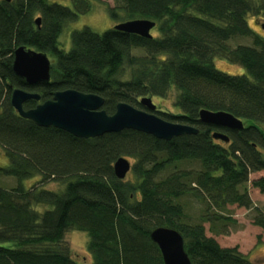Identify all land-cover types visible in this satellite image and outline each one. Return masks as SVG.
I'll return each instance as SVG.
<instances>
[{
	"label": "trees",
	"instance_id": "trees-1",
	"mask_svg": "<svg viewBox=\"0 0 264 264\" xmlns=\"http://www.w3.org/2000/svg\"><path fill=\"white\" fill-rule=\"evenodd\" d=\"M95 4L105 5L117 22L151 20L158 34L147 39L116 26L102 34L85 27L72 33L71 48L64 50L60 38L66 25ZM114 4L72 0L68 8L48 0H0V147L10 159L0 176L18 182L11 189L0 187V264H80L65 245L69 231L88 234L92 264H165L150 238L160 227L182 235L192 264H255L238 247H222L205 225L229 234L235 222L228 212L236 206L251 210L253 225L264 230V211L249 191L251 186L264 196V176L250 180L264 172V35L248 22L249 16L264 22V0ZM238 37L250 38L251 45L231 46ZM19 47L54 59L50 83L30 86L15 74ZM216 59L246 73L225 74ZM12 87L40 94L26 110L73 89L103 97L109 115L119 103L145 110L144 97L164 99L176 91L179 114L160 107L154 114L199 133L163 141L125 130L79 139L22 118L11 105ZM201 110L231 113L244 129L203 124ZM216 132L229 143L214 140ZM122 157L134 161L125 180L114 173ZM35 178L36 184L24 186ZM48 183L63 190H45ZM183 199L203 206L197 219L187 215Z\"/></svg>",
	"mask_w": 264,
	"mask_h": 264
},
{
	"label": "water",
	"instance_id": "water-1",
	"mask_svg": "<svg viewBox=\"0 0 264 264\" xmlns=\"http://www.w3.org/2000/svg\"><path fill=\"white\" fill-rule=\"evenodd\" d=\"M11 2L12 0H5ZM40 26L41 19L36 20ZM156 23L151 20H130L116 25L115 29L143 38H152ZM264 33V22H256ZM46 53L19 47L14 53L13 70L30 86L51 82L52 62ZM11 105L18 114L32 121L40 128H55L69 133L79 139H94L106 134L120 133L132 130L151 135L156 139L171 141L184 135H197L199 130L193 126L171 123L154 114L157 106L150 97H144L140 103L145 110L127 104L119 103L116 112L109 115L105 112V99L99 95L87 94L68 89L54 93L52 100L43 102L33 109L26 110L24 105L30 101L41 100L40 94L22 89H14ZM200 121L212 127L240 131L244 129L243 122L225 111L213 112L201 110ZM214 140L229 143V137L221 132L213 134ZM132 170L130 160L119 158L114 164V173L119 180H125ZM151 240L159 247L165 264H192L185 251L184 238L176 230L160 227L155 229Z\"/></svg>",
	"mask_w": 264,
	"mask_h": 264
},
{
	"label": "rangeland",
	"instance_id": "rangeland-1",
	"mask_svg": "<svg viewBox=\"0 0 264 264\" xmlns=\"http://www.w3.org/2000/svg\"><path fill=\"white\" fill-rule=\"evenodd\" d=\"M108 6L114 7V0H103ZM49 3H56L68 8L72 7V0H48ZM248 22L252 31L255 33L264 35L261 28L256 26V20L249 16ZM121 22L115 21L109 13L108 8L105 5L95 4L93 10L85 15L79 16L76 21L68 23L61 35L60 43L64 50H70L71 48V35L75 31L82 30L85 27L92 29V31L102 34L112 27ZM154 35L158 34V28L152 31ZM231 46L235 47L239 44L251 45V39L246 37L234 38L230 41ZM54 62V59H51ZM215 65L217 68L228 75L236 76L246 73V71L234 64H230L228 61L223 59H216ZM177 96L176 91H172L166 98L162 99L159 97H150L153 103L159 109L162 108L167 112L173 114H179V109L174 105L175 98ZM9 160L4 152V149L0 147V167L6 168L9 166ZM132 166L134 164L133 160H130ZM130 175V173H129ZM128 175V176H129ZM264 176V172L253 174L250 180L258 179ZM40 179L35 178L24 182L26 188L31 187L36 184ZM18 184L17 180L11 177H1L0 176V187L4 189H11L16 187ZM45 190L60 191L63 187L59 183H48L42 186ZM251 197L256 206L264 211V196L259 192V190L254 189L250 186ZM182 203L185 204V210L187 215L197 219L203 209V206L198 204L193 199H183ZM46 207L42 206L39 208L40 211L45 210ZM229 215L234 224H230L227 228L229 234L218 235L217 232L210 231V225L207 224V235L214 237L219 244L224 248L238 247L243 255H246L255 264H264V230L253 225L252 217L253 212L251 210H246L243 208H238L233 206L229 210ZM220 231V229L218 230ZM89 241V236L85 232L80 231H69L65 237V245L68 246L75 260L81 262L82 264H92V259L87 251V244ZM80 263V264H81Z\"/></svg>",
	"mask_w": 264,
	"mask_h": 264
}]
</instances>
